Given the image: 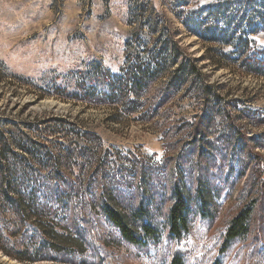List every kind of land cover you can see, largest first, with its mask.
<instances>
[{
	"label": "rangeland",
	"instance_id": "obj_1",
	"mask_svg": "<svg viewBox=\"0 0 264 264\" xmlns=\"http://www.w3.org/2000/svg\"><path fill=\"white\" fill-rule=\"evenodd\" d=\"M172 41L206 75V100L196 80L146 120L83 98L126 64L155 68ZM263 51L264 0H0V136L27 147L6 148L17 155L2 184L38 186L50 206L39 222L2 211L0 264H264V76L242 72ZM175 185L189 209L180 238L166 219ZM105 200L126 214L143 203L158 235L126 242ZM252 201L249 232L221 249Z\"/></svg>",
	"mask_w": 264,
	"mask_h": 264
},
{
	"label": "trees",
	"instance_id": "obj_2",
	"mask_svg": "<svg viewBox=\"0 0 264 264\" xmlns=\"http://www.w3.org/2000/svg\"><path fill=\"white\" fill-rule=\"evenodd\" d=\"M169 44V47L165 45L157 52V57L152 58V62L156 65L155 68H150L149 64L145 67H142L139 63L134 66L133 62L126 64V68L124 66L121 70V76L112 78L111 81L109 80V82L105 83L107 87L105 90L101 92L89 90L88 93L86 91L84 92L83 98H87L90 102L97 101L107 103L112 101L118 106H122L123 112L125 113H133L137 111V109H140L138 110V112H141L140 117L146 120L152 119L160 107L165 105L173 96L180 92L185 94L187 90L189 91L196 80L200 83V88L202 89L201 98L203 101L206 100L203 90L207 88V78L197 65L196 59L191 58L186 50L178 45L177 41L169 42ZM244 59L242 72L264 76V51L258 55L256 52L255 55H249ZM137 60L140 61L139 59ZM196 77L200 78L197 79ZM160 78H164V85L160 89L161 94H156L155 96L149 95L152 84ZM79 97L82 96L79 95ZM151 102L153 105H151ZM143 107L146 108L142 109ZM194 130H196V133H199L201 127L197 125ZM83 135L87 136L88 134L84 133ZM33 143L36 145V142L33 141ZM72 145H74L75 148H82L76 142ZM6 148L27 147L21 146L18 143L13 146L0 136V231L3 229L1 226V222L3 221L2 211L5 210V208L15 212L21 222L25 221L28 217L26 210H28L31 217H35L39 222L41 217L49 213L47 209H50V206L44 203H37L38 186H32L29 189L28 185L27 188L29 190H24V192H22L25 182L23 181L21 183V180L15 177L10 178V181L5 185L2 184L4 183L3 176L6 166L4 160L7 157V151H10L6 150ZM10 154L16 156L17 151L11 150ZM7 171L10 175L13 174L12 169ZM23 171L24 175L28 176L27 172H25L27 170ZM17 172L15 174H17ZM69 187L70 189L67 195L70 196L71 193L74 192V197L77 196L79 192L78 187L74 185H69ZM8 190L15 193L14 195H20L21 197L18 198H22V201L10 196ZM57 191L58 190L54 191V195L57 196L56 200L59 199ZM171 198L172 204L166 215L168 231L172 237L180 238L181 234L188 229V202L179 185L174 186L171 192ZM253 207L254 201L242 208L231 219L225 231L221 249H227L233 241L245 236L249 232ZM99 209L109 224L120 232L122 239L130 244L143 246L146 241H148V238H155L158 235L157 229L147 221L149 212L143 203L134 207L132 212L128 214L121 208H115L108 203L107 200L99 203ZM213 264H219V261L216 260Z\"/></svg>",
	"mask_w": 264,
	"mask_h": 264
}]
</instances>
